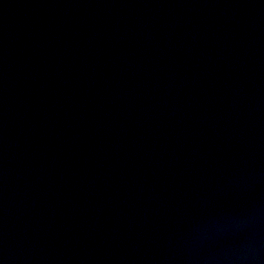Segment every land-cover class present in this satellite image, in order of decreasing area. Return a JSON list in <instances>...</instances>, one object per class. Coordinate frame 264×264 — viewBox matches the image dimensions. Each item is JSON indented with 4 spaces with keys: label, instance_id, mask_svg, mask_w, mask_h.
Masks as SVG:
<instances>
[{
    "label": "water",
    "instance_id": "95a60500",
    "mask_svg": "<svg viewBox=\"0 0 264 264\" xmlns=\"http://www.w3.org/2000/svg\"><path fill=\"white\" fill-rule=\"evenodd\" d=\"M264 218V0H0V264H226Z\"/></svg>",
    "mask_w": 264,
    "mask_h": 264
},
{
    "label": "clouds",
    "instance_id": "9594fccd",
    "mask_svg": "<svg viewBox=\"0 0 264 264\" xmlns=\"http://www.w3.org/2000/svg\"><path fill=\"white\" fill-rule=\"evenodd\" d=\"M249 231L237 236L239 242L230 246L222 257L226 264H264V218L254 217L241 222Z\"/></svg>",
    "mask_w": 264,
    "mask_h": 264
}]
</instances>
